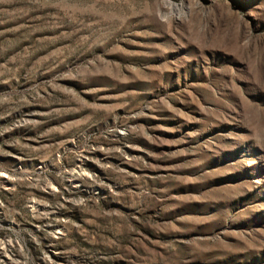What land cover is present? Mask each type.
<instances>
[{
  "label": "rangeland",
  "instance_id": "obj_1",
  "mask_svg": "<svg viewBox=\"0 0 264 264\" xmlns=\"http://www.w3.org/2000/svg\"><path fill=\"white\" fill-rule=\"evenodd\" d=\"M0 264H264V0H0Z\"/></svg>",
  "mask_w": 264,
  "mask_h": 264
}]
</instances>
